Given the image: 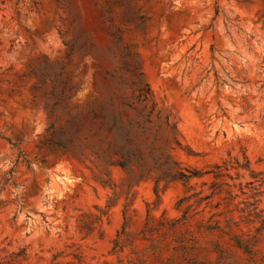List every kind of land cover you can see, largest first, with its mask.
<instances>
[{"label":"rangeland","instance_id":"1","mask_svg":"<svg viewBox=\"0 0 264 264\" xmlns=\"http://www.w3.org/2000/svg\"><path fill=\"white\" fill-rule=\"evenodd\" d=\"M0 264H264V0H0Z\"/></svg>","mask_w":264,"mask_h":264},{"label":"trees","instance_id":"2","mask_svg":"<svg viewBox=\"0 0 264 264\" xmlns=\"http://www.w3.org/2000/svg\"><path fill=\"white\" fill-rule=\"evenodd\" d=\"M147 121H149V119H146ZM109 130L113 131L115 128V125L117 123V121L114 119V121L112 122H108L106 121ZM117 149V152H120V156L124 159V161L122 162H128L129 158H130V152L124 147V145H118L116 146V144H113ZM120 164V163H119ZM126 164H123L121 166H124ZM176 163L175 162H171L170 165L164 167L161 170V173H159V175L156 177L155 182L157 183L160 180H166V181H173V180H180L182 182L188 181L190 178L192 177H198L200 176L199 173L197 172H192L190 174H185L183 173L180 169H175ZM183 201V199H179L177 201V205H179L181 202ZM187 209V208H186ZM186 211H184L182 213V216L179 219H173L170 221H166L164 219H160L155 223H145V229L143 230V235L145 236V234L147 235H154L157 234L158 236H165V234L162 232L163 230H167V232H173L175 231L178 227H183L186 224ZM187 229H184V232H187ZM166 233V232H165ZM230 239L233 241L232 246L237 248V249H242L245 252L250 251V247L249 244L245 241H243V239L240 238V236L237 235H232L230 237Z\"/></svg>","mask_w":264,"mask_h":264}]
</instances>
